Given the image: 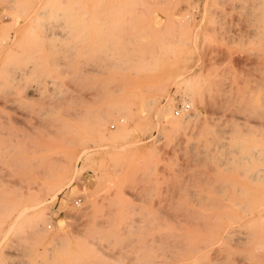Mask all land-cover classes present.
<instances>
[{
  "label": "rangeland",
  "instance_id": "1",
  "mask_svg": "<svg viewBox=\"0 0 264 264\" xmlns=\"http://www.w3.org/2000/svg\"><path fill=\"white\" fill-rule=\"evenodd\" d=\"M252 142L264 0H0V264H253L242 233L188 240L264 191Z\"/></svg>",
  "mask_w": 264,
  "mask_h": 264
},
{
  "label": "bare ground",
  "instance_id": "2",
  "mask_svg": "<svg viewBox=\"0 0 264 264\" xmlns=\"http://www.w3.org/2000/svg\"><path fill=\"white\" fill-rule=\"evenodd\" d=\"M189 71H187V72H189ZM184 74H185V72H184ZM181 75H183V74H181ZM193 80L194 79L192 77L191 78H187V79L186 78L185 79L183 78V80H182V82L185 84V86L189 87L188 89H189V91L191 93H193L194 90H195L193 88V86H192V84L194 83ZM196 113L197 112H196V107H195L194 114H196ZM155 114H156L157 118L160 117V116H163L168 122H170L172 124L174 122L173 115L171 114V112L166 107H163V108H161V106L160 107H157V108L155 107ZM186 118H188V115H184L183 117H181V119H186ZM169 126H171V125L169 124ZM109 135L111 136L110 138H112V137L113 138L114 137L117 138V136H118V134H116V133L113 136H112V134H109ZM105 138L108 140L107 137H105ZM213 142H215V141H213ZM240 145L241 146L239 147V149H243V154H242V156L239 157L240 159H239V161L237 163H239L240 166L243 167V169H244L243 171L247 172L249 170V168H250L248 166V164L249 165L250 164L252 165L254 163V161H255V160H253V157L255 156V154H257V156H255V158H263L264 157V147H262V146L257 147L256 144H254L253 142H252V144H240ZM87 150H88L87 147L84 148V150H82L81 154L82 153H85ZM233 152H235V151H233ZM68 162H69V158L65 159L64 164L61 165V168L59 169L58 176H57L58 178H56L58 181L56 180L57 181L56 183L54 181L55 184L53 185V183H52V186H50L51 185L50 184L49 187L45 190L46 193H50L51 194V197L53 199H55L57 197V195L59 193L58 191L62 188L60 186H63V184H61V182L62 181L64 182V180L67 179V176H68V168H67V165L66 164ZM239 164H237V166H239ZM258 170L261 171V175L259 174L258 179L259 180H262L264 178L263 177L264 176V168H263V166L261 168L258 167ZM247 173L250 174V172H247ZM250 175H251L250 177H254V174H252V172H251ZM251 180H253V179H251ZM59 184H61V185H59ZM56 185H59L60 188L55 187ZM56 189H58V191ZM226 196H227V194H226ZM41 203H42V200L40 199L39 196H37V198H34V203L29 204V206L26 207V208H31V211L29 213V217L28 218L32 222H34L35 224H37L38 222H41L43 224L44 223L43 221H45V219H46L45 216L42 215L43 213L41 214L42 211H39V210L34 211V209H32V208H38L37 206H40ZM44 203H45V200H44ZM233 205L237 207V210L238 211L237 210L236 211H234V210H227V211H222V212L219 211L220 213L219 212L218 213L216 212V215L213 217L215 219V222L212 225L211 229L209 230V233L205 237L200 238V237L191 235V237L188 238V240H189V253H192V252H194L196 250L197 245L199 244L200 241H204L205 242L206 240L208 241L209 239L211 241V239L213 240V239L220 238L222 240H225L223 242H226V239L227 240L228 239H231V233H235V232L237 233V232H239L240 234L242 233V234H244L246 236V237L243 236L242 238H244L245 241L247 239V242H248L247 250H246L245 253L243 252L244 254L242 256H247L251 260V262L253 264H264V257L263 258L257 257V256H264V191H262V192H254V193L245 192L243 198L242 199H238V200L236 199L233 202ZM23 210H26V209H23ZM19 212L20 213L17 214L16 218H18L23 211L21 210ZM204 214H205V212H204ZM15 220H17V219H15ZM205 224H206V222H205ZM234 225H236L238 228H234L233 227ZM40 228H43L44 229V225H42V227H40ZM243 228L245 230H243ZM203 229L206 230V228H204V227H203ZM55 232H56V230H55ZM42 234H41V236H43ZM174 235H176V234H174ZM201 236H202V234H201ZM105 239H107V238H105ZM220 242H221V240L218 243H220ZM235 243H236V241H235ZM207 244H209V246H210V243H207ZM198 247H199V245H198ZM81 253L84 254L85 253V250H83ZM193 256H194L193 261L196 262V261H199V259L202 256H204V255H203V253H196ZM204 262H205V260H204ZM186 263H187V261H186ZM179 264H181V263H179Z\"/></svg>",
  "mask_w": 264,
  "mask_h": 264
},
{
  "label": "built area",
  "instance_id": "3",
  "mask_svg": "<svg viewBox=\"0 0 264 264\" xmlns=\"http://www.w3.org/2000/svg\"><path fill=\"white\" fill-rule=\"evenodd\" d=\"M189 109V104L188 103H184L182 105H180V108H176L175 109V114H178L180 110H187Z\"/></svg>",
  "mask_w": 264,
  "mask_h": 264
}]
</instances>
